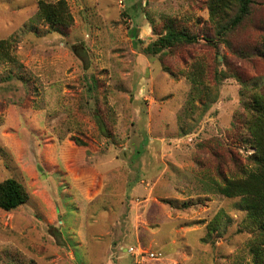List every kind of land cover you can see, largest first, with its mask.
<instances>
[{
    "label": "rangeland",
    "instance_id": "rangeland-1",
    "mask_svg": "<svg viewBox=\"0 0 264 264\" xmlns=\"http://www.w3.org/2000/svg\"><path fill=\"white\" fill-rule=\"evenodd\" d=\"M39 1L0 0V41L13 38L15 58L0 61V183L28 193L0 209V264H254L260 229L216 192L206 144L246 118L239 82L211 76L223 55L252 78L246 88L264 83V61L251 68L224 45L146 52L172 19L201 29L208 0H65V35L37 18ZM261 28L257 0L232 44H258ZM198 63L210 104L185 74Z\"/></svg>",
    "mask_w": 264,
    "mask_h": 264
},
{
    "label": "trees",
    "instance_id": "trees-1",
    "mask_svg": "<svg viewBox=\"0 0 264 264\" xmlns=\"http://www.w3.org/2000/svg\"><path fill=\"white\" fill-rule=\"evenodd\" d=\"M208 10V20L203 22L201 29H189L172 19L163 27V34H158V39L150 45L146 52L154 55L163 54L166 50L178 49L183 46H205L220 55V46L224 45L228 51L237 54L245 65L254 67V61H264V36L260 41L247 47H235L231 39L243 31L245 24L251 19L257 0H208L205 3ZM37 18L49 26L51 30L65 35L73 26L74 20L69 11L68 3L59 0L54 3L40 0ZM153 32L156 33L155 28ZM264 35V28H261ZM138 37V33L134 35ZM13 38L0 41V61L14 62L10 55ZM219 64V57L215 58ZM225 70H216L214 76L216 86L225 79L234 78L243 87L241 95L244 98L246 118L239 120L227 142L214 141L206 144L208 154L216 163L215 171L220 181H217L216 192L220 195L235 199L239 198L243 210L252 220V226L259 227L257 245L251 251L254 264H264V83L246 88L252 78L247 76L242 66L233 65L223 55ZM208 70L202 63H198L185 74L191 80L196 98L199 102L211 100V90L197 88L206 85L205 80ZM90 92L97 90V82L93 77L88 83ZM204 91V93H203ZM208 107V106H207ZM97 110V109H96ZM101 131L107 133L108 127L104 118L96 112ZM242 129V130H241ZM232 132V133H233ZM76 145L86 147L87 144L74 139ZM235 144V145H234ZM234 145V146H231ZM212 147V148H211ZM242 148L245 155L238 149ZM211 152L209 153V150ZM254 152L248 154L249 150ZM236 150V151H235ZM224 169L227 173H224ZM28 200L25 188L14 179H7L0 183V209L4 212L15 211ZM219 218V217H218ZM216 222L213 225L216 226Z\"/></svg>",
    "mask_w": 264,
    "mask_h": 264
},
{
    "label": "built area",
    "instance_id": "built-area-1",
    "mask_svg": "<svg viewBox=\"0 0 264 264\" xmlns=\"http://www.w3.org/2000/svg\"><path fill=\"white\" fill-rule=\"evenodd\" d=\"M152 256H154V255H152Z\"/></svg>",
    "mask_w": 264,
    "mask_h": 264
}]
</instances>
